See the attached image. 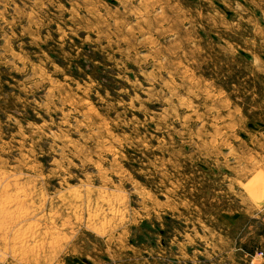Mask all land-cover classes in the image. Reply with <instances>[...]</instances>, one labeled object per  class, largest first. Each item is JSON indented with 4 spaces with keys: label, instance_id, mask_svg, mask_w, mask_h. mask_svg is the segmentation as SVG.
Returning a JSON list of instances; mask_svg holds the SVG:
<instances>
[{
    "label": "rangeland",
    "instance_id": "rangeland-1",
    "mask_svg": "<svg viewBox=\"0 0 264 264\" xmlns=\"http://www.w3.org/2000/svg\"><path fill=\"white\" fill-rule=\"evenodd\" d=\"M0 264H264V0H0Z\"/></svg>",
    "mask_w": 264,
    "mask_h": 264
}]
</instances>
